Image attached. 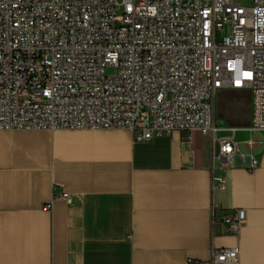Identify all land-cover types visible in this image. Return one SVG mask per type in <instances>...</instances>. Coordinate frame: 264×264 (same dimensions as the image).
Wrapping results in <instances>:
<instances>
[{
  "label": "built area",
  "instance_id": "1",
  "mask_svg": "<svg viewBox=\"0 0 264 264\" xmlns=\"http://www.w3.org/2000/svg\"><path fill=\"white\" fill-rule=\"evenodd\" d=\"M221 90L251 92L247 131L264 135V0H0V130L119 129L137 143L178 131L184 144L199 131L213 165L238 151L214 115ZM222 220L236 235L245 211ZM237 261L212 251L211 264Z\"/></svg>",
  "mask_w": 264,
  "mask_h": 264
},
{
  "label": "crops",
  "instance_id": "2",
  "mask_svg": "<svg viewBox=\"0 0 264 264\" xmlns=\"http://www.w3.org/2000/svg\"><path fill=\"white\" fill-rule=\"evenodd\" d=\"M214 115L238 130V151L213 165L199 131L184 144L178 131L137 143L119 129L0 130V264H211L222 249L264 264V135L247 131L251 92L219 91ZM56 190L73 203L53 201ZM237 210L234 235L222 218Z\"/></svg>",
  "mask_w": 264,
  "mask_h": 264
},
{
  "label": "rangeland",
  "instance_id": "3",
  "mask_svg": "<svg viewBox=\"0 0 264 264\" xmlns=\"http://www.w3.org/2000/svg\"><path fill=\"white\" fill-rule=\"evenodd\" d=\"M122 0H118V2H121ZM243 5H249V0H239ZM110 72V71H108Z\"/></svg>",
  "mask_w": 264,
  "mask_h": 264
}]
</instances>
